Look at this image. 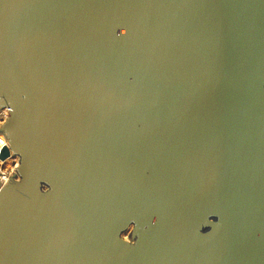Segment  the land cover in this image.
<instances>
[{"label":"water","instance_id":"obj_1","mask_svg":"<svg viewBox=\"0 0 264 264\" xmlns=\"http://www.w3.org/2000/svg\"><path fill=\"white\" fill-rule=\"evenodd\" d=\"M2 110L0 264H264V0H0Z\"/></svg>","mask_w":264,"mask_h":264},{"label":"rangeland","instance_id":"obj_2","mask_svg":"<svg viewBox=\"0 0 264 264\" xmlns=\"http://www.w3.org/2000/svg\"><path fill=\"white\" fill-rule=\"evenodd\" d=\"M18 160H19V158L18 157H15V158H12V159H9V160L4 161V163L2 164L3 169L6 170L7 172L13 174L15 172L16 166L19 163ZM124 236L125 237L130 236V231H126L124 233Z\"/></svg>","mask_w":264,"mask_h":264},{"label":"built area","instance_id":"obj_3","mask_svg":"<svg viewBox=\"0 0 264 264\" xmlns=\"http://www.w3.org/2000/svg\"><path fill=\"white\" fill-rule=\"evenodd\" d=\"M8 111L7 110H2L0 111V123H2L8 116ZM6 145V139L4 137V135L0 134V155H1V152L3 150V147ZM9 159H12V158H9ZM7 159V160H9ZM4 163V161H2L0 159V167L3 169L2 167V164ZM4 170V169H3ZM8 175H10L11 173L7 172L6 170H4Z\"/></svg>","mask_w":264,"mask_h":264},{"label":"bare ground","instance_id":"obj_4","mask_svg":"<svg viewBox=\"0 0 264 264\" xmlns=\"http://www.w3.org/2000/svg\"><path fill=\"white\" fill-rule=\"evenodd\" d=\"M1 168V167H0Z\"/></svg>","mask_w":264,"mask_h":264}]
</instances>
